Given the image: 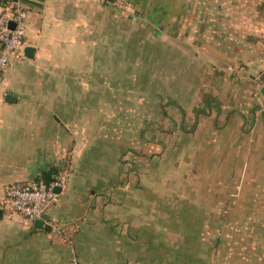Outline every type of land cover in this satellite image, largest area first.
Instances as JSON below:
<instances>
[{
  "label": "rangeland",
  "instance_id": "1",
  "mask_svg": "<svg viewBox=\"0 0 264 264\" xmlns=\"http://www.w3.org/2000/svg\"><path fill=\"white\" fill-rule=\"evenodd\" d=\"M126 11L131 17L121 12L100 21L97 36L83 38L86 52L61 56L63 65L40 73L49 85L41 95L48 97L29 103L39 122L66 121L87 174L104 183L98 192L109 190L117 206L135 209L139 219L146 209L148 222L158 219L157 229L164 222L162 241L155 228L132 225L127 243L129 220L118 219L114 264H264V181L246 182L253 174L248 159L234 166L238 143L251 140L250 116L237 119L239 110L225 107L224 92L204 84L208 56L152 32L134 10ZM241 84L234 94H243ZM255 174L262 179L264 168ZM9 220L15 223L14 216ZM105 236L107 229L88 235Z\"/></svg>",
  "mask_w": 264,
  "mask_h": 264
},
{
  "label": "crops",
  "instance_id": "2",
  "mask_svg": "<svg viewBox=\"0 0 264 264\" xmlns=\"http://www.w3.org/2000/svg\"><path fill=\"white\" fill-rule=\"evenodd\" d=\"M119 4L124 10L117 8ZM21 6L26 11L24 47L11 56L0 75V201L4 184L37 177L50 180L62 168H67L68 179L58 200L44 214L50 230L0 208L2 264H114L117 240L112 232L122 218L129 220L123 235L127 243L134 238V232L126 231L132 225L155 228L154 238L164 239V222L157 229L158 219L148 222L146 209H140L139 219L135 209L117 206L109 190L98 192L104 183L96 174H87V160L74 149L65 120L53 116L54 125L50 118L39 122L36 110L29 108L30 102L48 97L41 95L49 85L40 73L66 62L61 56L86 52L83 38L94 39L100 21L112 22L121 12L131 17L128 9L134 10L135 20L152 32L187 41L193 51L208 56L203 60H208L202 70L204 84L224 92L225 107L239 110L237 119L250 116L251 140L238 143L234 166L243 167L248 159L253 174L246 182L264 181L263 175L261 179L255 174L257 168H264V89L255 85L256 80H264V0H24ZM26 46L34 49L32 57L25 55ZM237 84L243 86L241 96L234 94ZM7 94L15 101H6ZM245 146L252 148L248 158L244 157ZM149 209L153 215L158 213L153 207ZM98 215L106 219L96 222ZM12 216L15 223L9 220ZM106 229L103 238L88 237Z\"/></svg>",
  "mask_w": 264,
  "mask_h": 264
},
{
  "label": "built area",
  "instance_id": "3",
  "mask_svg": "<svg viewBox=\"0 0 264 264\" xmlns=\"http://www.w3.org/2000/svg\"><path fill=\"white\" fill-rule=\"evenodd\" d=\"M22 1L24 0H13L0 9V75L9 66L11 56L21 52L24 47L26 11L21 6ZM11 22L13 27L9 25ZM262 88L264 89V82ZM67 179V168H62L48 182L37 177L26 182L9 184L3 192L0 204L8 213H17L32 221L44 220L45 212L58 200ZM57 188L59 192H56Z\"/></svg>",
  "mask_w": 264,
  "mask_h": 264
},
{
  "label": "water",
  "instance_id": "4",
  "mask_svg": "<svg viewBox=\"0 0 264 264\" xmlns=\"http://www.w3.org/2000/svg\"><path fill=\"white\" fill-rule=\"evenodd\" d=\"M9 25H10L11 27H13V23H12V22H11ZM33 52H34V49H33L32 47H30V46H26V47L24 48V53H25V55H26L27 57H32V56H33ZM15 99H16V98H15L14 96L10 95V94H7V96L5 97V100L8 101V102H14ZM59 191H60V190L57 188V189H56V192H59ZM1 213H2V210L0 209V217H1ZM34 226H36L37 228H43V229H45V230H50V229H51L50 225L44 223V221L41 220V219H37V220H35V221H34Z\"/></svg>",
  "mask_w": 264,
  "mask_h": 264
},
{
  "label": "trees",
  "instance_id": "5",
  "mask_svg": "<svg viewBox=\"0 0 264 264\" xmlns=\"http://www.w3.org/2000/svg\"><path fill=\"white\" fill-rule=\"evenodd\" d=\"M11 1H13V0H0V9H1V7L2 6H4V5H6V4H8V3H10ZM103 2H114V1H116V0H102ZM54 179V178H53ZM44 180L46 181V182H48V181H50V180H52V179H47V178H44Z\"/></svg>",
  "mask_w": 264,
  "mask_h": 264
}]
</instances>
